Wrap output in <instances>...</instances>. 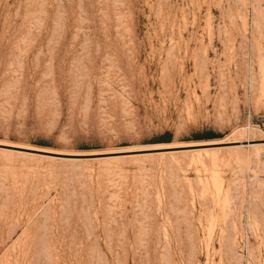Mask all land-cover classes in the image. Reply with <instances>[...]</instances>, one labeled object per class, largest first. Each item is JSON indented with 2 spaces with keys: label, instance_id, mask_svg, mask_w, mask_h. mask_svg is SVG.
<instances>
[{
  "label": "rangeland",
  "instance_id": "obj_1",
  "mask_svg": "<svg viewBox=\"0 0 264 264\" xmlns=\"http://www.w3.org/2000/svg\"><path fill=\"white\" fill-rule=\"evenodd\" d=\"M0 264H264V0H0Z\"/></svg>",
  "mask_w": 264,
  "mask_h": 264
},
{
  "label": "trees",
  "instance_id": "obj_2",
  "mask_svg": "<svg viewBox=\"0 0 264 264\" xmlns=\"http://www.w3.org/2000/svg\"><path fill=\"white\" fill-rule=\"evenodd\" d=\"M214 136L212 134L206 133V134H200L198 136H195L194 140H203V139H211Z\"/></svg>",
  "mask_w": 264,
  "mask_h": 264
}]
</instances>
